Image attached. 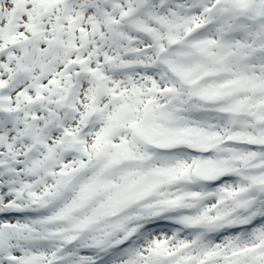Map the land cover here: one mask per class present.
I'll return each instance as SVG.
<instances>
[{"label":"snow or ice","instance_id":"6c2138e0","mask_svg":"<svg viewBox=\"0 0 264 264\" xmlns=\"http://www.w3.org/2000/svg\"><path fill=\"white\" fill-rule=\"evenodd\" d=\"M0 264H264V0H0Z\"/></svg>","mask_w":264,"mask_h":264}]
</instances>
